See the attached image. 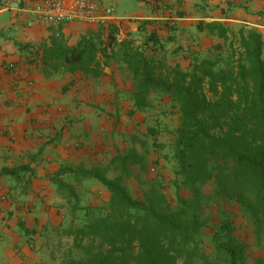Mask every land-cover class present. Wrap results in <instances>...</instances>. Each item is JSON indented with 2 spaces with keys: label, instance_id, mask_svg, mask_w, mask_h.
Returning a JSON list of instances; mask_svg holds the SVG:
<instances>
[{
  "label": "trees",
  "instance_id": "16d2710c",
  "mask_svg": "<svg viewBox=\"0 0 264 264\" xmlns=\"http://www.w3.org/2000/svg\"><path fill=\"white\" fill-rule=\"evenodd\" d=\"M6 1H4V4ZM199 32L231 44L211 56L191 53L188 69L176 64L164 72L151 53L161 49L155 34L147 39L149 49L132 41H118V28L110 26L107 39L92 33L69 46L63 37L53 38L39 49L40 65L47 78L78 74L101 78L116 64L132 81L133 114H149L156 104L169 102V112L179 123L170 144L176 165L177 207L168 204L162 184L149 183L144 200L130 193L127 182L133 168H146L147 159L135 148L117 154L104 165L88 169L63 167L52 184L75 200V186L94 181L110 195L103 215L86 211L83 224L71 230L76 258L63 264H248V247L236 234L234 215L221 210L223 220L212 237L211 251L203 247L207 222L198 211L203 189L213 185L217 203L237 204L250 220L258 241L264 239V36L255 28L232 32L219 22H200ZM22 50L33 49L24 46ZM162 113V112H161ZM162 126L150 130L156 147ZM157 164V162H156ZM33 173L30 165L0 170V178L21 180ZM180 182L191 196H180ZM253 264H264V256Z\"/></svg>",
  "mask_w": 264,
  "mask_h": 264
},
{
  "label": "crops",
  "instance_id": "0c3cea01",
  "mask_svg": "<svg viewBox=\"0 0 264 264\" xmlns=\"http://www.w3.org/2000/svg\"><path fill=\"white\" fill-rule=\"evenodd\" d=\"M4 1L0 0V170L30 165L33 173L21 180L0 178V264H35L38 238L54 218L49 210L56 211L50 206L62 197L52 177L63 167L88 169L137 149H128L120 134L126 131L120 129L123 123L132 122L128 115L134 110V86L126 71L111 64L97 79L81 73L47 78L38 52L42 45L61 36L75 46L86 35L116 26L120 43L132 41L145 50L151 46L147 39L155 34L161 49L151 56L166 72L184 64L182 60L190 65V52L211 56L218 47L228 50L231 34L226 42L199 32L202 21L222 23L232 32L255 28L264 36V0H138L145 3L141 14L119 18L114 11L108 27L84 23L29 27V10L41 0H21L19 5ZM96 1L111 7V0ZM133 34L142 38L133 40ZM27 45L33 49H21ZM130 140L139 142L135 136ZM16 182L20 197L12 201ZM33 230L40 231L34 236Z\"/></svg>",
  "mask_w": 264,
  "mask_h": 264
},
{
  "label": "rangeland",
  "instance_id": "374dc122",
  "mask_svg": "<svg viewBox=\"0 0 264 264\" xmlns=\"http://www.w3.org/2000/svg\"><path fill=\"white\" fill-rule=\"evenodd\" d=\"M109 4L119 18L141 14L145 9V3L138 0H111ZM131 23L129 22L127 25ZM101 31V36L106 39L108 29L104 28ZM132 36L133 40L136 41L142 38L139 34H133ZM122 37L125 39L128 36L123 35ZM221 52L224 53L226 51L222 50ZM181 62H184V64L179 63V65H183L184 69L189 68L190 65L187 62L183 60ZM170 65L172 66V64ZM161 103V105L156 104V107L150 114L139 113L136 116L135 114H129L128 117L132 119L131 123L128 122L126 124V122L123 123L122 121L123 125L120 129L128 131L127 133H125L126 131L120 133L124 136L122 138L124 139V143H128V149L132 146L136 147V150L147 159L146 168H133V176L128 180L127 187L134 198L144 200L145 193L149 189V183L159 182L162 186L164 185L161 191L166 196L168 204L175 208L178 205L176 186L174 185L176 181V165L170 144L173 141L174 131L178 125V117H176L177 114L165 115L164 112H169V105L166 99ZM125 124L127 126H124ZM157 125L162 126L161 133L156 141L161 147H156L154 140L150 136V130L156 129ZM130 136H135L139 142L134 140L131 142ZM63 180L75 186L79 197V209H76L74 206L75 200L67 192L62 191L60 193L62 196L61 200L50 206V209H56L53 212L49 210V213L54 217L51 219L52 221L50 220L52 224L50 223V228L45 230L44 234H41L38 238L40 240V250L35 253L37 257V261H34L35 264H63L66 260L78 257L80 255L79 252L84 251L75 247L74 237L70 232L80 227L86 218V211H82L80 208H91V210H94L96 216H101L104 214L109 203V192L97 182L83 181L78 183L70 176L64 177ZM178 183L181 188L180 196L187 200L191 199L190 194L182 188L180 182ZM18 185L19 183L16 182V187L12 188L15 195L12 197V201L20 197L18 196ZM55 190L60 191L57 186ZM213 190V185H207L203 189L205 197L199 203L198 208V211L207 222V228L204 230L202 236L203 248L208 251L212 250L211 239L224 218L221 210H228L234 215L237 227L236 234L248 247V264H253L256 259L264 256V239L261 241L257 240L250 220L237 204L223 205V203H217L214 199H211ZM16 196L18 197L16 198ZM7 212H10L9 209ZM39 231L33 230V235L35 236V233ZM178 264H182V262Z\"/></svg>",
  "mask_w": 264,
  "mask_h": 264
},
{
  "label": "built area",
  "instance_id": "2783aa9c",
  "mask_svg": "<svg viewBox=\"0 0 264 264\" xmlns=\"http://www.w3.org/2000/svg\"><path fill=\"white\" fill-rule=\"evenodd\" d=\"M5 1L16 2L18 5L21 3V0ZM29 12L32 15L29 27L71 23L108 27L114 18V9L104 8L96 0H41Z\"/></svg>",
  "mask_w": 264,
  "mask_h": 264
}]
</instances>
